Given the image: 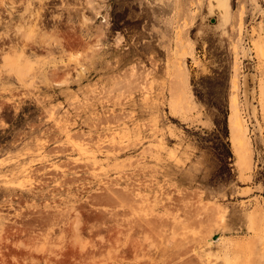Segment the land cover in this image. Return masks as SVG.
<instances>
[{
  "label": "rangeland",
  "instance_id": "1",
  "mask_svg": "<svg viewBox=\"0 0 264 264\" xmlns=\"http://www.w3.org/2000/svg\"><path fill=\"white\" fill-rule=\"evenodd\" d=\"M7 2L0 264H264V0Z\"/></svg>",
  "mask_w": 264,
  "mask_h": 264
},
{
  "label": "bare ground",
  "instance_id": "2",
  "mask_svg": "<svg viewBox=\"0 0 264 264\" xmlns=\"http://www.w3.org/2000/svg\"><path fill=\"white\" fill-rule=\"evenodd\" d=\"M177 32L179 33L180 31H177ZM180 37H181V33H180ZM178 40H179V42H181L180 39H178ZM179 44L182 45V44H184V42L183 43H179ZM181 45H180V47H181ZM182 49H184V47H182ZM186 49H187V47H186ZM181 51L182 50H180L179 53ZM188 53H189V50H188ZM178 59H179V57H178ZM181 59L183 60V58H180V61H182ZM179 72H184L185 73V69H184V71L183 70L182 71L179 70ZM237 72H238V66L236 67V74H235V77H234V80H233V88H232L233 94H232V97H231L232 114L230 115V122H231L232 141L234 142L235 148H236L237 152L239 153V155L241 157V160H243V158H245V157L248 158L247 155L249 156V153L251 151V146H250V142H249V140H248V138L246 136L245 126H244L243 119H242V116H241L240 105H239V101H238L237 92L239 90V85H238V73ZM182 75L184 77V74H182ZM183 83H184V81H183ZM18 231L20 232V230H18ZM16 235H17V233H16Z\"/></svg>",
  "mask_w": 264,
  "mask_h": 264
},
{
  "label": "trees",
  "instance_id": "3",
  "mask_svg": "<svg viewBox=\"0 0 264 264\" xmlns=\"http://www.w3.org/2000/svg\"><path fill=\"white\" fill-rule=\"evenodd\" d=\"M215 123L217 126V130L221 134L222 138L227 140L226 145L228 147H231V143L229 141L230 138V129H229V120H228V113H223L221 116L217 117L215 119ZM226 157H232L231 149H229V153L226 155H223Z\"/></svg>",
  "mask_w": 264,
  "mask_h": 264
},
{
  "label": "flooded vegetation",
  "instance_id": "4",
  "mask_svg": "<svg viewBox=\"0 0 264 264\" xmlns=\"http://www.w3.org/2000/svg\"><path fill=\"white\" fill-rule=\"evenodd\" d=\"M6 2L8 1V2H10V3H8L7 2V6L8 7H11V6H14V7H18L19 5H20V3L23 1V0H5ZM3 4V3H2ZM0 6H2L1 4H0ZM14 7H11L12 8V10L13 11H18L16 8H14ZM57 7H59V8H61V6H57L56 4L55 5H49V8H51L49 11H53V8H57ZM1 12V11H0ZM2 13V12H1ZM18 14V13H17ZM17 14H15V15H13L12 14V17H15V16H17Z\"/></svg>",
  "mask_w": 264,
  "mask_h": 264
}]
</instances>
